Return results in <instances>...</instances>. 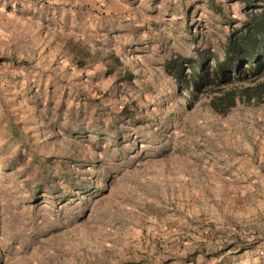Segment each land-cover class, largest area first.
<instances>
[{
  "label": "rangeland",
  "instance_id": "374dc122",
  "mask_svg": "<svg viewBox=\"0 0 264 264\" xmlns=\"http://www.w3.org/2000/svg\"><path fill=\"white\" fill-rule=\"evenodd\" d=\"M100 4L0 0V264H264V0Z\"/></svg>",
  "mask_w": 264,
  "mask_h": 264
},
{
  "label": "crops",
  "instance_id": "0c3cea01",
  "mask_svg": "<svg viewBox=\"0 0 264 264\" xmlns=\"http://www.w3.org/2000/svg\"><path fill=\"white\" fill-rule=\"evenodd\" d=\"M26 1L27 0H24V3ZM43 1H44V4H45V10H43L42 12H40L38 14L39 16H36V17H39L41 19L49 20V14L52 13L51 14L52 15L51 18L54 21H58V20H63L64 19L63 18V14L59 17V19L54 15V13L59 12L61 10L62 11L63 10L64 11H67V12H64V13H69L73 17L75 16L76 13H80V12L83 13V12H85V14L83 15V17L89 19L88 15H87V12H88L87 10H88V5H89L90 1L92 2L93 5H95L94 7H96L97 4H100V0H96V2H95V0H43ZM103 7H105L104 6V2H103ZM99 9H100V7H99ZM102 13L104 14V12H102ZM76 17H78V16H76ZM96 20H97V18H96ZM97 22H99V21L97 20ZM86 27L88 29L92 30L93 27H94V24L93 23H89V25L86 26ZM93 30L96 31L97 30V27L94 28ZM39 31L44 35V37H48V36L51 35L49 29L41 28ZM46 44L47 43H45V45ZM50 51H51V53L53 52V50H50ZM30 66H31V63H28V67H30ZM61 68H62V70L64 69L63 67H61ZM30 72H32V71H30ZM31 76H33V75L31 74ZM5 82H8V81L5 80Z\"/></svg>",
  "mask_w": 264,
  "mask_h": 264
},
{
  "label": "trees",
  "instance_id": "16d2710c",
  "mask_svg": "<svg viewBox=\"0 0 264 264\" xmlns=\"http://www.w3.org/2000/svg\"><path fill=\"white\" fill-rule=\"evenodd\" d=\"M263 21V22H262ZM261 22H254L251 25L247 26L243 31L240 32L239 37L237 38V41L233 42L232 44L236 43V46L229 47L230 48V54L231 58H238L241 56L242 51L244 50V47L246 48V53L244 57H247L250 59V64L255 62L256 56H259L262 52H264V20ZM243 46L241 51L237 47ZM261 50H263L261 52ZM238 51V52H237ZM245 51V50H244ZM235 52H237L235 54ZM261 52V53H260ZM241 58V57H240ZM238 58V59H240ZM234 66L235 63H232ZM204 66L200 68H194L195 70H204Z\"/></svg>",
  "mask_w": 264,
  "mask_h": 264
}]
</instances>
